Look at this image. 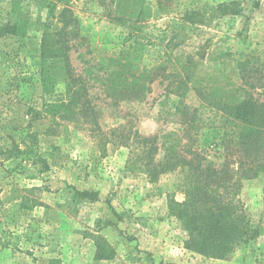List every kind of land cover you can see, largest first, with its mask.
<instances>
[{
    "label": "rangeland",
    "instance_id": "rangeland-1",
    "mask_svg": "<svg viewBox=\"0 0 264 264\" xmlns=\"http://www.w3.org/2000/svg\"><path fill=\"white\" fill-rule=\"evenodd\" d=\"M12 1L0 0V25L14 19ZM24 1L29 37L0 36V264H101L122 255L130 258L123 264H190L203 257L186 250L188 231L167 195L153 192L142 170L130 169L128 147L105 144L89 123L58 109L67 100L66 83L59 77L46 90L38 60L49 0ZM116 1L124 23L111 20L99 0H70L81 21L72 63L87 82L103 130L138 129L220 166L221 139L232 125L210 101L247 93L264 101V0H162L166 10L158 0ZM230 1L241 8L238 14L212 12ZM191 9L209 11L206 22L183 21ZM129 46L141 55L139 72L162 65L166 74L151 83L137 80L124 66ZM174 194L184 199L181 188ZM232 195L260 234L229 256L206 257L213 262L264 240V175L240 178ZM143 223L158 234L143 233ZM98 246L106 258H95ZM180 250L182 262L171 261Z\"/></svg>",
    "mask_w": 264,
    "mask_h": 264
},
{
    "label": "trees",
    "instance_id": "trees-1",
    "mask_svg": "<svg viewBox=\"0 0 264 264\" xmlns=\"http://www.w3.org/2000/svg\"><path fill=\"white\" fill-rule=\"evenodd\" d=\"M110 1L111 4L107 0H99L108 9L111 20L124 23V15L116 12L118 3L113 7L116 0ZM158 4L160 10H166L162 0H158ZM43 6L48 9V15L41 25L38 60L40 80L45 89L50 91L60 77L67 86V100L56 104L58 109L64 107L69 111L72 121L89 123L97 138H105V144L114 142L128 147L130 169L146 173L153 185L152 191L158 195L166 194L170 211L182 220L189 234L186 250L192 255L224 258L242 242L257 237L260 230L254 227L246 213L240 211L232 192L240 178L264 175V101L249 93L243 98L234 95L225 100L220 98L216 104L210 101L212 106L225 112V122L232 125L221 139L224 161L220 166H215L200 152L186 145L181 148L178 143L160 144L157 135H143L138 129H127L121 125L107 133L101 126L100 112L89 94L87 82L77 74L71 59L72 40L80 30V18L70 0H49ZM25 7L24 0L12 1L10 13L14 19L0 25V36L13 35L22 40L29 37L32 20ZM240 11L235 1L221 2L212 8L215 14L220 12L223 15ZM207 12L187 10L182 19L191 25L203 24L206 21L202 16L205 17ZM25 45L22 42V46ZM123 59L127 71L139 81L149 78L151 83L166 74L162 65L150 72H139L141 55L131 46L124 52ZM194 117L190 118L192 122ZM178 188L184 193L182 201L174 196ZM2 204L0 195V220L4 215ZM106 256L98 246L95 258Z\"/></svg>",
    "mask_w": 264,
    "mask_h": 264
},
{
    "label": "crops",
    "instance_id": "crops-1",
    "mask_svg": "<svg viewBox=\"0 0 264 264\" xmlns=\"http://www.w3.org/2000/svg\"><path fill=\"white\" fill-rule=\"evenodd\" d=\"M144 225V226H143ZM140 228L144 229V232L147 235V231L149 233L154 232L155 234H158L157 229L153 228L152 226H148L147 224H142ZM138 235V234H137ZM122 244H125L126 246H131V243L124 242ZM116 245H119V242L116 243ZM181 251V250H180ZM184 252L181 251L179 255H176V258L172 259L171 261L176 262H182V259H184ZM129 256V255H128ZM122 259L120 260H100L101 264H107V262L112 261L114 264H123V260H130L129 257L122 255ZM126 263V262H125ZM190 264H264V240L260 239V241H256L253 244H249L248 247L242 248L241 250H238L235 252L234 256L231 259L228 260H221L216 259V261L213 262V260H209L206 257H195L192 258V260L189 262Z\"/></svg>",
    "mask_w": 264,
    "mask_h": 264
}]
</instances>
